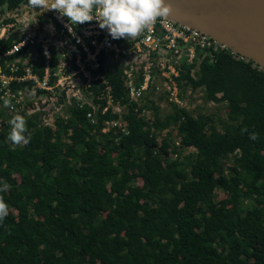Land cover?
Listing matches in <instances>:
<instances>
[{
  "label": "trees",
  "instance_id": "1",
  "mask_svg": "<svg viewBox=\"0 0 264 264\" xmlns=\"http://www.w3.org/2000/svg\"><path fill=\"white\" fill-rule=\"evenodd\" d=\"M15 41L2 42L4 51ZM28 64L42 79L40 50ZM193 68L181 67L179 97L186 101L191 88L203 90L207 103H225L232 122L226 129L174 103L160 120L158 100L146 98L144 107L129 101L117 68L106 78L128 134L102 132L105 121L119 118L103 114L105 101L95 122L87 118L91 108L75 103L55 125L25 118L27 145L8 141L10 121H0V181L10 185L0 193L9 206L0 220V264H264V73L227 52L207 56L194 74ZM144 108L155 111L153 123L142 117ZM170 126L179 147L169 137L158 145L156 134ZM183 149L196 156L182 164L172 156ZM219 192L226 198L218 200ZM246 201L251 210L244 211Z\"/></svg>",
  "mask_w": 264,
  "mask_h": 264
},
{
  "label": "built area",
  "instance_id": "2",
  "mask_svg": "<svg viewBox=\"0 0 264 264\" xmlns=\"http://www.w3.org/2000/svg\"><path fill=\"white\" fill-rule=\"evenodd\" d=\"M4 1L8 4L11 0ZM33 5L35 6L33 0H24L21 7L33 8ZM15 10L18 12L21 9ZM45 20L46 27L56 26L61 37L58 38L56 34L53 40L56 42L58 39L63 53L59 52L57 44L38 38L41 32L37 28L27 29V27L26 31L21 32L27 20L17 21L11 15H7L0 21V62H4V67L0 65V113L4 109V113H8V121L16 115L24 119L30 118L32 114H36V110L34 107L33 111H30L28 102L34 100L39 106L49 97L60 95L59 90L65 86V83L72 81L78 92L87 93L86 97H72L71 93L65 90L68 101L69 97L75 100L72 105L75 103L74 106L82 111L86 107L91 108L92 111L87 113V118L95 122L94 112L99 109L101 102L105 101L103 114L112 111L119 118L115 121H105L102 132L107 134L119 128L123 133L128 134L123 124V107L112 94V87L106 78L107 73L116 68L123 73L128 99L138 103L140 107H144L143 101L146 98L157 100L151 97L165 93L170 104L174 103L179 108H184L177 83L182 73V66H194L192 71L194 74L199 70L203 59L207 56L213 57L218 52H227L235 58L248 61L198 30L168 18L157 19L151 30L146 29L133 38L116 40L108 35L106 29H100L96 20L71 25L67 17H59L54 10H49ZM20 25H23L22 28ZM47 35L53 34L47 33ZM11 39L16 41L11 48L4 51L1 43ZM52 46L56 55L52 51ZM69 49H72L71 64L64 63L60 59L63 54L69 52ZM39 50L45 58L42 79L34 71L33 66L28 64L31 60L37 61ZM53 57L56 59L55 67L52 63ZM10 58L13 60L10 61ZM252 64L254 68L264 73V68ZM14 84L22 88L14 89ZM94 87L102 89L97 96L93 94ZM88 97L92 99L89 101ZM3 99L10 101L9 108L3 107ZM68 101L66 100L65 106L70 105L67 104ZM149 111L144 108L142 117L149 115Z\"/></svg>",
  "mask_w": 264,
  "mask_h": 264
},
{
  "label": "water",
  "instance_id": "3",
  "mask_svg": "<svg viewBox=\"0 0 264 264\" xmlns=\"http://www.w3.org/2000/svg\"><path fill=\"white\" fill-rule=\"evenodd\" d=\"M172 13L166 17L187 25L225 45L231 52L264 68V0H168ZM22 7L20 6V9ZM39 11L37 30L48 32ZM154 149L160 150L159 146Z\"/></svg>",
  "mask_w": 264,
  "mask_h": 264
},
{
  "label": "clouds",
  "instance_id": "4",
  "mask_svg": "<svg viewBox=\"0 0 264 264\" xmlns=\"http://www.w3.org/2000/svg\"><path fill=\"white\" fill-rule=\"evenodd\" d=\"M33 3L43 10H54L59 17H67L71 25L96 20L99 28L106 29L114 40L133 38L146 29L151 30L157 19L169 17L173 11L168 0H33ZM3 107H10L8 99H3ZM10 125L7 140L13 145L29 144L31 134L27 132L25 119L16 115ZM249 138L257 139L255 134H250ZM0 185V193L10 187L3 181ZM8 207L0 198V220L7 216Z\"/></svg>",
  "mask_w": 264,
  "mask_h": 264
},
{
  "label": "rangeland",
  "instance_id": "5",
  "mask_svg": "<svg viewBox=\"0 0 264 264\" xmlns=\"http://www.w3.org/2000/svg\"><path fill=\"white\" fill-rule=\"evenodd\" d=\"M47 23V21H44V24ZM46 25V24H45ZM23 25H20V28H22ZM54 26V25H53ZM50 31H52V33H54V29L55 32L58 33V30L56 29V26H54V28L51 27H47ZM42 41L39 39V43H41ZM67 90L69 93H71L72 97H86L87 93L84 92H78L77 89L74 87V83L72 81H68L67 83H65V86L60 89V95H57L53 98H50L43 101L42 103H40L39 106H37V103L34 102V100L32 102H28V104L30 105V111H33V108L35 107L36 110V114H30L31 116L34 115H38L41 119L40 122L42 123V125L46 126V125H55L56 121L60 119V116L65 115L68 113V110L65 106L66 100L68 101V97L66 98V94H64V91ZM186 101H184V107L187 108L188 110H190L195 116L197 115H210L213 116V118L215 119V126L216 128H218V130H224L226 129V127L232 125V122L229 121V114H228V107L225 103H220V104H215V103H207L204 100V96H203V90H196L193 93L191 92V88H187L186 89ZM80 93V94H79ZM60 96V97H58ZM58 97V98H57ZM59 98H62L63 101L62 103L59 102ZM151 98L153 99H157L158 100V118L160 120H165L166 117L170 114H172L174 112L173 107L171 106V104L168 101L167 95L165 93H161L158 95H153ZM92 99V97H88V100L90 101ZM73 100L70 99L69 97V101L67 102V104L72 105ZM68 105V107L70 106ZM37 106V107H36ZM3 109V108H2ZM2 116L0 117V121L6 122L7 121V116L8 113H4V109L3 112L1 113ZM156 113L155 111L150 110L149 111V115H146L144 118L146 119V121L148 123H153L156 119ZM32 118V117H30ZM124 124V122H123ZM0 130H1V126H0ZM108 134V133H107ZM158 137V145L162 143V140L165 139L166 137H169L171 139L172 144L175 147H179L180 146V137L178 136L177 133V129L174 126H170L167 130L161 131L160 134H156ZM21 146V145H18ZM180 157H178L177 155H173L172 159L173 160H180V162H182V164L184 163L185 157L187 155H192L193 157L196 156V151L193 149H183L180 151ZM227 168H231L233 166V161L231 160L230 162H228V164L226 163ZM227 174H229L227 172ZM143 185L142 181L139 180L138 184H136L137 187H141ZM226 197L224 196V194L222 192L218 193L217 199L218 200H222L225 199ZM253 208V204L250 202H245V210L247 211L248 209L251 210Z\"/></svg>",
  "mask_w": 264,
  "mask_h": 264
},
{
  "label": "crops",
  "instance_id": "6",
  "mask_svg": "<svg viewBox=\"0 0 264 264\" xmlns=\"http://www.w3.org/2000/svg\"><path fill=\"white\" fill-rule=\"evenodd\" d=\"M8 10H10L8 12ZM37 9H32V7H27V8H22L20 11L16 12V10H11L8 7V4L5 3L3 6H0V21L2 19H4L7 15H11L13 18H15L17 21H33L35 20V13L37 12ZM26 25H28V23H26ZM30 29V28H27ZM27 29H25L24 27L21 29V32L26 31ZM48 32L52 33V31L48 30ZM45 33V32H44ZM47 34V33H45ZM53 35L51 36V38L53 39L56 34H58V38L61 37L59 33H52ZM54 44L58 45V50L60 53H63V48H61V43L58 42V39L56 40V42ZM62 55V54H60ZM61 59V57H60ZM58 59V60H60ZM60 64V63H59Z\"/></svg>",
  "mask_w": 264,
  "mask_h": 264
},
{
  "label": "flooded vegetation",
  "instance_id": "7",
  "mask_svg": "<svg viewBox=\"0 0 264 264\" xmlns=\"http://www.w3.org/2000/svg\"><path fill=\"white\" fill-rule=\"evenodd\" d=\"M33 8L36 9V6L33 5ZM37 17H38V13L35 14V20H33V21H27L28 25H24V28H27L28 27V28H31V29H36L37 28V21L39 19ZM38 38H40L43 41L50 42L51 44H54L55 43V40H53L51 38V36L45 34L44 32H41L40 35L38 36ZM71 50L72 49H69V52L67 54H63L62 55V58H61L62 59V62L71 64V60H72V54H70ZM52 51L56 55V52H55V49H54L53 46H52Z\"/></svg>",
  "mask_w": 264,
  "mask_h": 264
}]
</instances>
